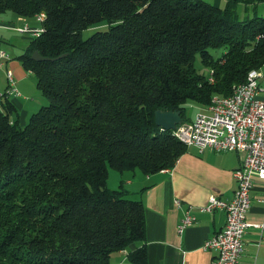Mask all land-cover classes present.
Wrapping results in <instances>:
<instances>
[{
    "label": "trees",
    "instance_id": "1",
    "mask_svg": "<svg viewBox=\"0 0 264 264\" xmlns=\"http://www.w3.org/2000/svg\"><path fill=\"white\" fill-rule=\"evenodd\" d=\"M260 1L0 0V14H46L20 58L49 101L26 124L9 95L0 104V264H113L144 240V203L110 188L109 168L174 167L187 144L156 110L185 123L264 68V16L239 9ZM125 256L148 264L145 245Z\"/></svg>",
    "mask_w": 264,
    "mask_h": 264
},
{
    "label": "crops",
    "instance_id": "2",
    "mask_svg": "<svg viewBox=\"0 0 264 264\" xmlns=\"http://www.w3.org/2000/svg\"><path fill=\"white\" fill-rule=\"evenodd\" d=\"M208 1L219 6L227 3V0ZM25 24L31 28L42 26L35 16L28 17L13 11L0 14V53L6 51L10 54V59L0 68V90L6 91V73L8 69L12 70L20 93L10 97L23 124L29 121L39 105L35 102L37 79L20 58L34 39L31 33L17 29ZM196 108L198 111L205 107ZM242 157L243 153L237 150L217 152L206 149L200 152L195 145H187L172 168L151 174L139 168L125 171L112 168L120 172L117 187L112 186L113 189L123 183L128 196L141 199L145 206L146 236L129 249L145 245L148 264H213L217 251L206 250L204 245L208 238L224 228L226 213L223 210L214 213L202 211L200 206L207 203L213 194L223 199L234 197L238 184L233 173L241 166ZM189 207H192L196 221L180 234L178 225ZM248 220L253 225L246 233L240 264H264V226H255L264 225V179L257 175L254 177ZM129 249L117 253L115 263L126 264L125 255Z\"/></svg>",
    "mask_w": 264,
    "mask_h": 264
},
{
    "label": "built area",
    "instance_id": "3",
    "mask_svg": "<svg viewBox=\"0 0 264 264\" xmlns=\"http://www.w3.org/2000/svg\"><path fill=\"white\" fill-rule=\"evenodd\" d=\"M46 14L41 12L35 17L43 24ZM38 37L44 31L43 25L31 28L29 24L17 28ZM10 54L0 53V68ZM8 87L0 90V104L5 94L19 95L17 80L12 70L6 73ZM218 110H198L190 123H183L177 128L189 139V145H195L200 152L211 149L217 152L237 150L243 153L241 166L234 170L237 189L232 199H223L211 195L200 210L214 213L223 210L226 213L224 228L207 239L206 250H215L217 255L213 264H240L245 251V239L248 228L253 224L248 220L251 207V192L255 175L264 179V68H258L247 84L237 91L235 98L222 95L218 98ZM178 204L180 201L178 200ZM189 207L178 225V232L196 221V216ZM255 226L263 227V224Z\"/></svg>",
    "mask_w": 264,
    "mask_h": 264
},
{
    "label": "rangeland",
    "instance_id": "4",
    "mask_svg": "<svg viewBox=\"0 0 264 264\" xmlns=\"http://www.w3.org/2000/svg\"><path fill=\"white\" fill-rule=\"evenodd\" d=\"M221 6H223V5H221ZM239 9H240V12H241V16H245L247 14H249L250 16H254L255 14L258 15V16H264V0L258 2L257 5L254 4V3L250 4L248 9L245 8L244 5H241L239 7ZM94 29L95 28H90V29L84 31V37L87 38L88 36H90L94 32ZM213 52L215 53L216 56H219V55L221 56L223 54L222 50H218V51L217 50H213ZM195 63H196V67L201 72L206 73V74L209 73L210 68L202 63L200 55H198L196 57V62ZM36 88H37V93L35 95V98H36L35 102L38 103L39 105H38V108L34 112H36L42 105H45V104H47L49 102L48 98L41 93V91L37 87V85H36ZM196 107H198V106H196L194 104H191L188 107V109H187V114L194 118V116H195V114L197 112V108ZM187 122L190 123L191 120L187 121ZM187 122H185V123H187ZM109 169H110V178L108 179V186L110 188L117 187V184H118L117 183L118 182V176L117 175H120L119 174L120 172L117 171V170H113L111 167ZM115 256H117V254L113 255V264L115 263Z\"/></svg>",
    "mask_w": 264,
    "mask_h": 264
},
{
    "label": "water",
    "instance_id": "5",
    "mask_svg": "<svg viewBox=\"0 0 264 264\" xmlns=\"http://www.w3.org/2000/svg\"><path fill=\"white\" fill-rule=\"evenodd\" d=\"M32 57L37 60L50 59L40 54L39 51H34ZM156 123L166 130H176L180 125L184 123L182 110L171 109L162 110L158 109L155 112Z\"/></svg>",
    "mask_w": 264,
    "mask_h": 264
},
{
    "label": "bare ground",
    "instance_id": "6",
    "mask_svg": "<svg viewBox=\"0 0 264 264\" xmlns=\"http://www.w3.org/2000/svg\"><path fill=\"white\" fill-rule=\"evenodd\" d=\"M256 72H257V69H254V70L250 71L247 80L245 82H243V83L237 84L235 86L234 91L232 92V94L226 95V96H228V98H235L236 97V94H237V91L242 89V85L243 84L249 83V81L252 79V75L254 73H256ZM221 97L222 96H215L213 98V100H212V103L209 106H207L205 109H203V111H216V110H218V103H217V101H218V98H221ZM173 131H174V134L177 136V138H179L185 144L189 145V139L186 136H183L182 134H180V132H178L177 129L176 130H173Z\"/></svg>",
    "mask_w": 264,
    "mask_h": 264
}]
</instances>
